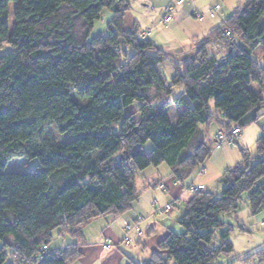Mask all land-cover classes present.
I'll list each match as a JSON object with an SVG mask.
<instances>
[{
  "label": "trees",
  "instance_id": "trees-1",
  "mask_svg": "<svg viewBox=\"0 0 264 264\" xmlns=\"http://www.w3.org/2000/svg\"><path fill=\"white\" fill-rule=\"evenodd\" d=\"M130 7L131 0H0V46L14 48L0 53V264H34L56 230L79 237L94 220L127 212L141 196L138 173L148 167L167 164L183 181L212 155L205 128L246 127L264 108L251 86L264 85V0H243L196 40L187 59L126 29ZM105 8L113 11L109 32L91 37ZM167 61L176 70L170 80L161 70ZM172 105L184 108L175 125ZM50 125L75 138L58 143L45 135ZM149 141L152 150H143ZM239 149L242 160L216 188L183 203V232L170 230L148 262L127 264H215L234 252L235 227L223 215H237L245 192L253 215L264 210V127L255 163L248 148ZM19 157L40 163L31 172L6 171ZM167 205L155 202L154 212H169ZM49 248L41 264H70L81 255L76 245ZM254 256L264 264V248L242 259Z\"/></svg>",
  "mask_w": 264,
  "mask_h": 264
},
{
  "label": "crops",
  "instance_id": "crops-1",
  "mask_svg": "<svg viewBox=\"0 0 264 264\" xmlns=\"http://www.w3.org/2000/svg\"><path fill=\"white\" fill-rule=\"evenodd\" d=\"M148 1L155 4L154 12L149 14L150 25L147 28H141L140 21L129 18L126 12L124 27L128 30L134 29L137 32L150 30V34L147 37L177 59H187L195 56L196 40H200L210 34L221 26L226 19L222 13L223 5L216 16L211 17L208 15V11L219 2L218 0H210L208 5L206 4L208 0H184L174 19L167 24H162L161 20L165 14L164 6L169 0ZM204 4H206L205 10L197 12L195 8H199ZM200 13L205 14L203 19L197 17ZM219 16L222 19L217 23L205 22L203 26L201 24H193V20L204 21L207 18L213 19ZM160 27L167 28L165 35L170 40V43L173 41L172 39H176L170 48L161 44V41H158V35H154L155 30ZM263 60L264 57L260 54L259 61L261 64ZM256 84L258 86L257 88L252 87L253 90L264 98V85ZM256 112L258 115L257 119L243 127L242 132L238 136L239 138H237L243 146H246V140L249 136L257 137L262 133L264 108L258 109ZM218 128L217 124H213L209 129L205 128L208 137L207 141L213 147V152L210 158L196 169L191 176L181 181L176 178L169 166L162 164L158 167H148L138 173L137 187L141 196L130 210L121 215L94 220L84 227L82 235L79 237H73L70 234L63 236L60 230H56L49 247L58 248L64 244L76 245L81 255L70 264H127L129 260L138 263L148 262L159 241L170 230L177 231L176 227L180 225L179 220L183 212V203L194 196V192L188 189L189 185L197 183L204 185L209 190L214 189L226 168L240 162L231 163L229 158V156H241L240 152V155L235 152L238 143L237 146H225L226 142L221 146H216ZM155 202L161 205L172 203L173 208L169 212L157 214L154 212ZM177 207L179 210H176ZM140 218H143L139 223L140 231L133 230L128 233L125 226L133 224ZM255 220L260 224L261 230L257 231L261 234H253V231L251 232L246 228V231L241 232V235H256L253 239L257 243L252 252L264 248V210ZM55 235H57V238H55ZM126 236L130 238L131 244L126 242ZM106 241H111L113 246L106 248ZM252 252H246L242 257Z\"/></svg>",
  "mask_w": 264,
  "mask_h": 264
},
{
  "label": "rangeland",
  "instance_id": "rangeland-1",
  "mask_svg": "<svg viewBox=\"0 0 264 264\" xmlns=\"http://www.w3.org/2000/svg\"><path fill=\"white\" fill-rule=\"evenodd\" d=\"M209 1L210 0L207 1L208 3L206 2L207 5L209 4ZM242 2L243 0H224L222 1V5H223L222 13L224 14V17L228 18L229 16H231L238 8H240V6L242 5ZM206 4L201 5V7L199 8H195L196 11L197 12L204 11ZM154 7H155V4L153 2H149L148 0H131V7L127 10V13H128L129 18L140 21L141 28H147L151 22V19L149 18V14H151V12H154ZM14 8H15V3L11 2L10 3L11 27L13 26L14 20H15L14 19ZM112 18H113V11L109 8H105L101 17L95 21V25L91 31V37L108 34L109 32L108 27H109V24ZM221 19L222 18L219 16L213 19L207 18L204 21L193 20V24L195 25L201 24L203 26L205 22L217 23ZM166 29H167L166 27H160L155 30L154 35H158V41H161V44L166 45L168 48H170L171 46H173L172 43H174L176 39H172L173 41H171L170 43L169 42L170 40L167 39L168 37L165 35ZM13 49L14 48L12 47V45L5 43L2 46H0V53L5 54V53L12 51ZM216 54H217V57L220 58L222 57L224 53L219 52ZM161 70L164 76L168 80L172 78V76L174 75L176 71L171 61L165 62L161 66ZM251 86L257 88L258 85L256 84V82H253ZM183 89L184 88L182 86L176 87L175 93L179 94L183 91ZM211 107L214 108V103H211ZM183 109H184L183 107H178L176 105L170 106L169 115L174 125L177 123L178 118L181 112L183 111ZM135 111H136V108L132 106L131 108L128 109L127 112L131 113ZM114 129H116V126L114 127ZM45 135L53 136L58 143H62L64 141H70L75 138V135H71L68 133L67 134L59 133L55 125L48 126ZM238 136L236 138H239ZM258 138L259 136L257 137L249 136L247 140L245 139L247 141L245 144L246 146H243L241 144V141L237 139L236 141L238 143V147H236L235 152L239 154L240 152L239 147L248 148L251 152V161L252 163H255L256 158L258 156V151H257ZM237 143L233 141H227L225 143L226 145L225 144L224 145L225 146H237ZM152 148H153V143L149 141L143 146L142 149L145 151H151ZM229 158L231 159V163H237V161L242 160V155L241 156H229ZM39 163L40 162L38 158H35V159H29V158H24V157L14 158L8 163L6 167V171L20 172V173L31 172L39 165ZM164 166H168V165L164 164ZM204 188L206 187L204 186ZM247 197H248V192H245L242 194V200L240 201V208L236 216L234 214H224L223 215V219L231 223L235 227L231 235V241L234 243L235 250L231 255H221L216 260L215 264H261L259 259L256 256L250 258L249 260L242 259V256L246 252L248 253L252 252L254 247L256 246L257 242L253 238H255L256 235L261 234L258 232L260 229V224H258L255 219L262 212L258 213L257 215H253L248 207ZM176 210H179L178 207L176 208ZM239 227L246 228L250 230L251 232L253 231L254 232L253 234H256V235H249V234L241 235V232L238 229ZM176 229H177V232H183L184 230L181 225L176 227ZM55 238H57V235H55Z\"/></svg>",
  "mask_w": 264,
  "mask_h": 264
},
{
  "label": "built area",
  "instance_id": "built-area-1",
  "mask_svg": "<svg viewBox=\"0 0 264 264\" xmlns=\"http://www.w3.org/2000/svg\"><path fill=\"white\" fill-rule=\"evenodd\" d=\"M184 0H169L165 6H164V17L161 20L162 24H167L169 22H171L175 15L177 14L179 8L183 5ZM221 4H216L214 7H212L209 11H208V15H210L211 17L216 16L217 13L220 12L221 10ZM197 17L199 19H203L205 17L204 13H200L197 15ZM150 34V30L146 31V32H139L138 36L140 38H146L148 35ZM226 35H230V31H226V33H224ZM242 132V127L239 124H235L232 128H230L229 130L226 129H220L217 133V146H221L223 143L233 139L234 137L236 138L238 135H240V133ZM206 188H204V186L200 185V184H194L191 188L192 192H198V191H204ZM172 208V206L170 204H168L165 209L168 211ZM157 211H160L159 209H156ZM126 229L128 231H131L133 229H137L140 231L139 228V222L135 223L134 225H130L127 224L126 225ZM126 241L128 243H130L129 238H126ZM113 246V243L111 241H106L105 242V247L106 248H111ZM68 248V245L64 244L62 246L59 247L60 250H66ZM54 252V249H50L47 246H42L39 248V255L36 257L34 264H41L42 260L44 257L50 255L51 253Z\"/></svg>",
  "mask_w": 264,
  "mask_h": 264
}]
</instances>
